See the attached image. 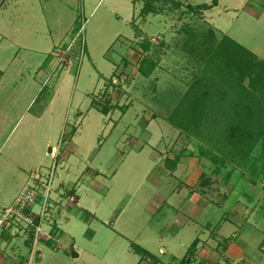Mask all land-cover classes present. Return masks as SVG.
I'll return each instance as SVG.
<instances>
[{
	"label": "rangeland",
	"instance_id": "obj_1",
	"mask_svg": "<svg viewBox=\"0 0 264 264\" xmlns=\"http://www.w3.org/2000/svg\"><path fill=\"white\" fill-rule=\"evenodd\" d=\"M243 1L0 0V204L37 168L73 198L51 243L6 234L0 264H135L130 241L264 264V0Z\"/></svg>",
	"mask_w": 264,
	"mask_h": 264
},
{
	"label": "built area",
	"instance_id": "obj_2",
	"mask_svg": "<svg viewBox=\"0 0 264 264\" xmlns=\"http://www.w3.org/2000/svg\"><path fill=\"white\" fill-rule=\"evenodd\" d=\"M56 176L53 170L37 168L32 170L26 184L19 191L13 202L9 205L0 206V242L5 235L15 237L24 234L27 230L32 231L36 239L52 242L53 235L51 226L56 225V207L66 210L73 200L72 196L59 194L52 197V182ZM59 204V205H58ZM61 204V205H60ZM66 205H68L66 207ZM71 205V204H70ZM47 224L49 229L46 228ZM56 227H58L56 225ZM3 247L0 246V254Z\"/></svg>",
	"mask_w": 264,
	"mask_h": 264
},
{
	"label": "crops",
	"instance_id": "obj_3",
	"mask_svg": "<svg viewBox=\"0 0 264 264\" xmlns=\"http://www.w3.org/2000/svg\"><path fill=\"white\" fill-rule=\"evenodd\" d=\"M175 1H179V0H175ZM219 2H220V0H217V2H216V4H214V5H212L210 8H207V9H204V10H216V9H219ZM243 2L245 3L246 1H243V0H239V5L238 6H241L242 4H243ZM203 3H205V4H212V0H210V2H203ZM203 3H199V4H203ZM192 5V4H191ZM198 5V4H197ZM223 10H227V5H223ZM1 72H3V71H1ZM3 75V73H1L0 74V77ZM59 93V90L57 89L54 93H53V95H52V97L49 99V102H48V104H47V106L45 107L46 109H45V111L42 113V114H45L46 113V110H47V108H49V110L51 111L52 110V106L54 105V101L56 100V96H57V94ZM42 117V115H39V116H37V119H40ZM89 148V147H88ZM75 150V149H74ZM50 150L48 149V152H49ZM52 157V156H51ZM156 159H157V157H155ZM180 163L179 162H177L176 163V167H174V169L171 171V173H172V175H174L175 174V171L177 170V167H178V165H179ZM169 173H170V171H168ZM71 174V173H70ZM67 176L69 175V174H66ZM26 181V180H25ZM60 181V180H59ZM77 188H78V186H77ZM78 190V189H77ZM76 199H78V205H79V208H81V203H80V200H79V195L76 193ZM1 205H4V204H0V206ZM68 208H70V207H68ZM68 208H67V210H68ZM83 208V207H82ZM86 212H88V213H90L91 211L90 210H88V209H86V208H83ZM118 216L119 215H117L116 216V218H115V222L118 220ZM69 217H70V210H69V212L68 211H66V210H62L61 211V213L60 214H57L56 215V225L59 227V223L61 222V221H63V220H69ZM62 228H63V232H64V236L66 237V238H68V239H72V241L74 240V236H72V234H71V232H70V226L68 227V226H66L65 224H62V226H61ZM59 229H60V232L62 231L61 230V228L59 227ZM113 231L114 232H116L117 233V236H123L124 234L121 232V231H119V230H117V229H113ZM175 234V233H174ZM87 236L88 237H91V235H88L87 234ZM163 238V236L160 238V239H162ZM171 238V237H170ZM62 244V243H61ZM72 245L74 246L75 245V242H72ZM128 248L130 249V251L131 252H133V253H136V254H138L139 255V258H138V261H136V263L135 264H157L158 262H161L162 264H165V263H163V262H166V261H157L156 263L155 262H153V263H150V259H151V255H152V253L151 252H149L148 250H146V249H144L143 247H141L139 244H137V243H135V242H133V241H130V243H129V246H128ZM162 249H164V250H162ZM161 251H162V253H165V251L166 252H168L169 251V249H167V247H163V248H161L160 249ZM146 252V253H145ZM36 253H37V250L35 249L34 250V248H33V250H32V252H31V255H30V260H29V262H28V264H32V261H34V259H35V256L40 260V258H39V256H37L36 255ZM171 253V252H170ZM70 254H71V256L73 257V258H78L79 257V255H80V253L79 252H76V251H74V250H70ZM152 257H153V255H152ZM241 257H243V256H241ZM153 259V258H152ZM153 260H155V259H153Z\"/></svg>",
	"mask_w": 264,
	"mask_h": 264
},
{
	"label": "trees",
	"instance_id": "obj_4",
	"mask_svg": "<svg viewBox=\"0 0 264 264\" xmlns=\"http://www.w3.org/2000/svg\"><path fill=\"white\" fill-rule=\"evenodd\" d=\"M149 2L151 1L152 3H154V0H148ZM166 1V0H165ZM167 1H174V2H176V4H178V2L179 1H175V0H167ZM216 2H217V0H212V4H205V3H203V4H198L197 5V7L198 8H203V9H207V8H210L212 5H214V4H216ZM189 5H191V4H189ZM191 7V6H190ZM196 7V6H195ZM160 8V7H159ZM145 10V12L146 11H148V13H151V12H153V8H151V6L150 5H147L145 2L143 3V6H142V9H141V11L140 12H142V11H144ZM158 10V9H157ZM160 10V9H159ZM227 40L229 41V42H231V43H235V44H237L235 41H233L231 38H229V37H227ZM240 46V45H239ZM241 48L242 49H244V50H246L244 47H242L241 46ZM249 108L247 107L246 109H245V111L246 110H248ZM245 113H248V114H250L251 112H249V111H247V112H245ZM243 114H244V112H243ZM253 114V117H255L256 115H257V113L256 112H254V113H252ZM244 119H246V118H244ZM247 120V119H246ZM242 121V119L240 120V121H238V123L239 122H241ZM246 124H243L242 125V127H243V132H248V133H251V131L250 130H248V128L249 127H247V126H245ZM246 128V129H245ZM236 129H238V125L236 126ZM250 129V128H249ZM247 133V134H248ZM251 134H248V136H247V138L250 136ZM193 243H194V241L192 242V244L191 245H193ZM191 247V246H190ZM146 253V252H145ZM182 262H183V260H181V263L179 262V264H182Z\"/></svg>",
	"mask_w": 264,
	"mask_h": 264
}]
</instances>
